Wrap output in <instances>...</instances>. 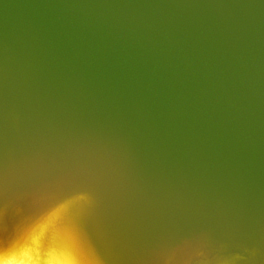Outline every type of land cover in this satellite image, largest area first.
<instances>
[{"label":"water","instance_id":"water-1","mask_svg":"<svg viewBox=\"0 0 264 264\" xmlns=\"http://www.w3.org/2000/svg\"><path fill=\"white\" fill-rule=\"evenodd\" d=\"M0 254L264 264V0H0Z\"/></svg>","mask_w":264,"mask_h":264},{"label":"snow or ice","instance_id":"snow-or-ice-1","mask_svg":"<svg viewBox=\"0 0 264 264\" xmlns=\"http://www.w3.org/2000/svg\"><path fill=\"white\" fill-rule=\"evenodd\" d=\"M5 224V211L0 207V246L4 245L8 235ZM61 224L66 233L68 246L73 255L79 258L81 264H85L90 257L102 256L101 249L97 247L89 234L88 223L84 217H69L61 221ZM0 264H29V262L24 259L4 258L0 254Z\"/></svg>","mask_w":264,"mask_h":264}]
</instances>
